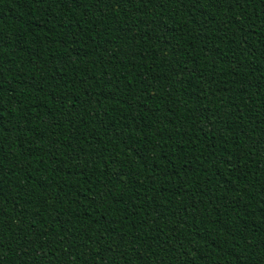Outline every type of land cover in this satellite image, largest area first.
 <instances>
[{
    "label": "trees",
    "instance_id": "trees-1",
    "mask_svg": "<svg viewBox=\"0 0 264 264\" xmlns=\"http://www.w3.org/2000/svg\"><path fill=\"white\" fill-rule=\"evenodd\" d=\"M0 264H264V0H0Z\"/></svg>",
    "mask_w": 264,
    "mask_h": 264
}]
</instances>
